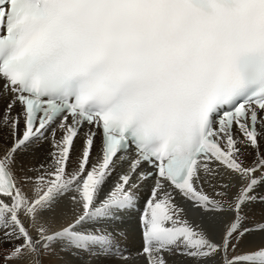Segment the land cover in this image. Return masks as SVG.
Segmentation results:
<instances>
[{
    "label": "snow or ice",
    "instance_id": "snow-or-ice-1",
    "mask_svg": "<svg viewBox=\"0 0 264 264\" xmlns=\"http://www.w3.org/2000/svg\"><path fill=\"white\" fill-rule=\"evenodd\" d=\"M0 264H264V0H0Z\"/></svg>",
    "mask_w": 264,
    "mask_h": 264
},
{
    "label": "bare ground",
    "instance_id": "bare-ground-1",
    "mask_svg": "<svg viewBox=\"0 0 264 264\" xmlns=\"http://www.w3.org/2000/svg\"><path fill=\"white\" fill-rule=\"evenodd\" d=\"M26 161H32L33 156L31 153L27 157H25ZM139 247V237L137 234H132L129 241L126 244V251L128 254H130L132 257L135 255V249Z\"/></svg>",
    "mask_w": 264,
    "mask_h": 264
}]
</instances>
